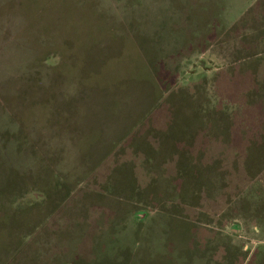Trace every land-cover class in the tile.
Wrapping results in <instances>:
<instances>
[{"label": "rangeland", "instance_id": "374dc122", "mask_svg": "<svg viewBox=\"0 0 264 264\" xmlns=\"http://www.w3.org/2000/svg\"><path fill=\"white\" fill-rule=\"evenodd\" d=\"M0 264H264V0H0Z\"/></svg>", "mask_w": 264, "mask_h": 264}]
</instances>
